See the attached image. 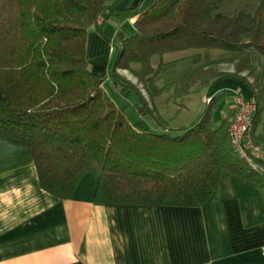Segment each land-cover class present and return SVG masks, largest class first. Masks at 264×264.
Wrapping results in <instances>:
<instances>
[{
	"label": "trees",
	"instance_id": "trees-1",
	"mask_svg": "<svg viewBox=\"0 0 264 264\" xmlns=\"http://www.w3.org/2000/svg\"><path fill=\"white\" fill-rule=\"evenodd\" d=\"M224 1L159 0L136 12L132 34L118 29L105 38L117 56L95 73L87 35L94 30L105 37L97 19L123 0H0V139L30 149L40 187L60 199L71 198L87 172L98 176L99 203L201 206L223 174L264 196V0L251 11L214 13ZM185 50L228 52L236 67L226 72L162 61ZM121 68L151 95L166 86L185 95L222 79L245 85L257 105L252 127L260 152L252 160L259 168H251L229 140L234 115L216 117L223 93L210 97L195 123L172 130L119 74ZM158 79L165 81L155 85ZM107 83L128 101L136 96L139 115L154 117L158 127L135 129Z\"/></svg>",
	"mask_w": 264,
	"mask_h": 264
},
{
	"label": "crops",
	"instance_id": "crops-1",
	"mask_svg": "<svg viewBox=\"0 0 264 264\" xmlns=\"http://www.w3.org/2000/svg\"><path fill=\"white\" fill-rule=\"evenodd\" d=\"M158 1L123 0L106 12L117 18L112 24L132 25L133 14ZM104 14L105 37L87 35L95 73L106 71L105 38L113 37ZM235 91L252 99L233 79L215 82L206 96L230 98L222 115L233 117ZM97 183L87 172L71 198L52 196L40 187L31 150L0 139V264H264V196L243 181L221 175L196 207L99 203Z\"/></svg>",
	"mask_w": 264,
	"mask_h": 264
},
{
	"label": "rangeland",
	"instance_id": "rangeland-1",
	"mask_svg": "<svg viewBox=\"0 0 264 264\" xmlns=\"http://www.w3.org/2000/svg\"><path fill=\"white\" fill-rule=\"evenodd\" d=\"M257 4L258 0H225L219 8L214 11V13L232 15L239 10L251 11L256 8ZM115 17L116 16L109 15L108 12H105L103 18H105L106 22L103 30L106 34L115 36L118 29H120V31L124 34H127L129 31V35L134 32L133 26L129 21H125L121 25L117 24L118 22H116V24H112L114 21H118ZM108 20H111L112 22H108ZM108 47L109 51L106 57V62L107 64H112L116 59L117 49L115 48L111 51V47ZM232 56L233 54L231 53L219 50H185L167 53L163 55L162 61L166 63L178 61V63L184 64L185 68L209 64V66L213 69L232 72L236 67V59H233ZM155 60L158 59L155 58ZM134 68L140 69V66L134 65ZM178 70H180V68ZM118 72L123 78L137 86L149 110L156 116L157 119H160L161 123H166L168 128L172 130L182 129L195 123L204 111L206 106L205 103H207L210 99V97L206 96V93L211 85H195L190 89V92L185 95H177L175 94L174 87L166 86L162 91H156L158 93L155 92V94H153V92L151 95L149 94V91L144 88L141 80H139L138 77L130 70L121 68ZM241 75L246 77L247 71L242 72ZM248 79L249 81H252L250 77ZM164 81V79H158V81H154L153 83L160 86L164 83ZM105 88L116 105L123 108L124 115L135 129L144 130L146 128L158 127L159 124L156 122L154 117L149 114L143 116L139 115L137 109L134 107L140 103V100L136 96H132L131 100L128 101L123 98L110 84H105ZM221 91L222 90H220V92ZM231 104V99L226 96H224L221 100H217V112H215L216 117H221L222 112L225 110L230 111ZM171 133H174V131H171ZM183 157H186V155Z\"/></svg>",
	"mask_w": 264,
	"mask_h": 264
},
{
	"label": "built area",
	"instance_id": "built-area-1",
	"mask_svg": "<svg viewBox=\"0 0 264 264\" xmlns=\"http://www.w3.org/2000/svg\"><path fill=\"white\" fill-rule=\"evenodd\" d=\"M103 19L99 17L97 22L102 23ZM236 111L233 121L229 128V140L237 151L251 168L258 169L259 166L252 160L255 155L259 154V146L253 140V116L256 112L257 105L254 101L245 99L243 96L236 94L234 97ZM264 250V248H263Z\"/></svg>",
	"mask_w": 264,
	"mask_h": 264
}]
</instances>
